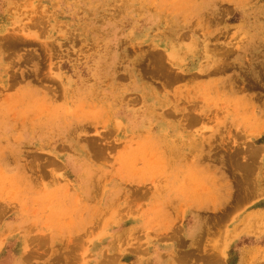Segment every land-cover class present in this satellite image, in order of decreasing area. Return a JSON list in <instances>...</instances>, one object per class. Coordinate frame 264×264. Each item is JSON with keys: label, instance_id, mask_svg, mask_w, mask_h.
I'll return each instance as SVG.
<instances>
[{"label": "rangeland", "instance_id": "1", "mask_svg": "<svg viewBox=\"0 0 264 264\" xmlns=\"http://www.w3.org/2000/svg\"><path fill=\"white\" fill-rule=\"evenodd\" d=\"M0 264H264V0H0Z\"/></svg>", "mask_w": 264, "mask_h": 264}]
</instances>
